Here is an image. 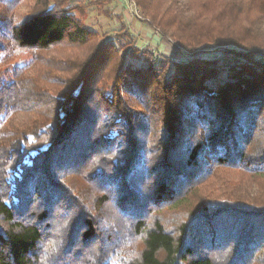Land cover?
Returning a JSON list of instances; mask_svg holds the SVG:
<instances>
[{
  "label": "trees",
  "instance_id": "16d2710c",
  "mask_svg": "<svg viewBox=\"0 0 264 264\" xmlns=\"http://www.w3.org/2000/svg\"><path fill=\"white\" fill-rule=\"evenodd\" d=\"M21 1L0 0V65L90 51L0 71V264H264V189L226 180L264 178V0H162L171 33L134 16L145 46L123 23L98 41L80 0Z\"/></svg>",
  "mask_w": 264,
  "mask_h": 264
},
{
  "label": "rangeland",
  "instance_id": "374dc122",
  "mask_svg": "<svg viewBox=\"0 0 264 264\" xmlns=\"http://www.w3.org/2000/svg\"><path fill=\"white\" fill-rule=\"evenodd\" d=\"M86 0H80V6L78 8V12L74 13L76 18L79 19L85 28L92 31L98 37V41L104 40L113 34H120V23H123L127 28H130L131 31L138 39V44L141 46H145L150 44L149 42V33L148 29L144 27H140L135 21V14L144 13L147 19L153 22L155 26H158L161 30L171 33V30L168 29L170 27L169 16L166 13H163L161 10L163 8L162 0H136L141 4V8L135 7L131 0H114L111 2H107L106 0H93L92 2H98L96 6L88 7L86 6ZM189 0H170L167 5L170 6H181L184 5ZM191 1V0H190ZM189 1V2H190ZM205 2V6L208 5L207 10L215 9L212 4ZM173 6V7H174ZM33 7L32 0H22L18 7L14 11V17L16 20H21L23 17L27 16ZM142 10V11H141ZM119 32V33H118ZM148 32V33H147ZM262 37L261 41L264 42V21L262 23ZM157 42L158 38L154 36L151 41V49H154V44L152 42ZM228 47V46H227ZM218 48V46H201L197 51L208 52ZM226 48V47H225ZM174 47L171 46V43L167 41H163L160 44L159 51L165 54H172ZM89 49H72V48H56L47 53H29L26 51H15L14 54L11 55L9 60L5 61L0 65V71H3L5 68H10L12 66H21L24 64H28L29 62H33V64L41 66L43 61L53 60L57 62L62 61H83L89 55ZM181 56L187 55L188 53L184 49H179ZM130 57L131 55H129ZM143 57L141 54H135L133 57L129 58L128 61L130 63L140 62L138 60H142ZM42 61V62H41ZM112 82L109 81V85ZM27 115H20L16 117L17 121H20L24 124ZM4 135V134H3ZM225 179V178H224ZM221 179L212 180L207 184L208 188L211 190H215L217 193L219 190V183ZM226 180L230 181L232 185L235 187H230L229 189L233 191L235 195L248 197H261L262 191L264 189V178L260 180L250 179L248 177L242 178L239 177L238 174L232 173L226 175ZM138 243L133 244L131 247L134 249Z\"/></svg>",
  "mask_w": 264,
  "mask_h": 264
},
{
  "label": "snow or ice",
  "instance_id": "6c2138e0",
  "mask_svg": "<svg viewBox=\"0 0 264 264\" xmlns=\"http://www.w3.org/2000/svg\"><path fill=\"white\" fill-rule=\"evenodd\" d=\"M45 251L47 252V251H48V249L46 248V249H45Z\"/></svg>",
  "mask_w": 264,
  "mask_h": 264
}]
</instances>
